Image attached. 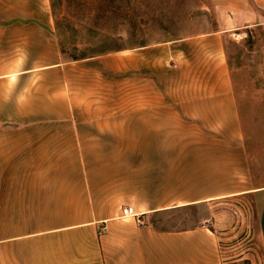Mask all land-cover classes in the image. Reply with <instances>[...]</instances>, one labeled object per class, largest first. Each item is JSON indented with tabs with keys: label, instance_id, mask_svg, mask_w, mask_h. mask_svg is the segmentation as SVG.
Returning <instances> with one entry per match:
<instances>
[{
	"label": "crops",
	"instance_id": "0c3cea01",
	"mask_svg": "<svg viewBox=\"0 0 264 264\" xmlns=\"http://www.w3.org/2000/svg\"><path fill=\"white\" fill-rule=\"evenodd\" d=\"M213 4L219 28L171 43L169 105L89 92L77 73L99 62L69 61L52 0H0V264H226L212 211L181 228L152 219L229 197L252 199L264 255V148L225 48L231 31L264 28V0Z\"/></svg>",
	"mask_w": 264,
	"mask_h": 264
},
{
	"label": "rangeland",
	"instance_id": "374dc122",
	"mask_svg": "<svg viewBox=\"0 0 264 264\" xmlns=\"http://www.w3.org/2000/svg\"><path fill=\"white\" fill-rule=\"evenodd\" d=\"M53 1L56 30L69 61L92 57L106 65L89 63L79 73L73 69L72 83L77 73L90 83L93 94L164 96L169 105L175 101L171 43L175 37L216 30L223 24L213 0ZM230 33L225 48L235 71L238 96L253 128L251 136L264 148V28L252 26ZM143 46L148 50V77L139 65ZM125 67L132 69L124 71ZM211 205L171 210L152 220L161 228H181L203 223L212 211L205 224L221 236L223 261L264 264L252 199L229 197Z\"/></svg>",
	"mask_w": 264,
	"mask_h": 264
},
{
	"label": "built area",
	"instance_id": "2783aa9c",
	"mask_svg": "<svg viewBox=\"0 0 264 264\" xmlns=\"http://www.w3.org/2000/svg\"><path fill=\"white\" fill-rule=\"evenodd\" d=\"M122 213L124 217H135L137 218V221L140 223V214L135 210L134 206L132 205H126L122 209Z\"/></svg>",
	"mask_w": 264,
	"mask_h": 264
},
{
	"label": "trees",
	"instance_id": "16d2710c",
	"mask_svg": "<svg viewBox=\"0 0 264 264\" xmlns=\"http://www.w3.org/2000/svg\"><path fill=\"white\" fill-rule=\"evenodd\" d=\"M54 1L52 0V6H53V3ZM61 47H62V45H61ZM62 51L64 52V53H66L65 51H64V49H63V47H62Z\"/></svg>",
	"mask_w": 264,
	"mask_h": 264
}]
</instances>
